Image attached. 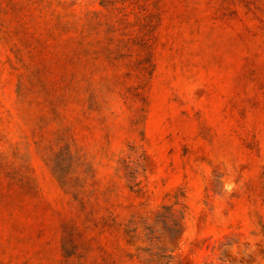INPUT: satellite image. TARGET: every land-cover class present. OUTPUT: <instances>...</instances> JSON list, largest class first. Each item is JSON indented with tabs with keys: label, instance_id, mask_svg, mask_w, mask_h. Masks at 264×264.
Here are the masks:
<instances>
[{
	"label": "rangeland",
	"instance_id": "obj_1",
	"mask_svg": "<svg viewBox=\"0 0 264 264\" xmlns=\"http://www.w3.org/2000/svg\"><path fill=\"white\" fill-rule=\"evenodd\" d=\"M61 2L0 0V264H264V0Z\"/></svg>",
	"mask_w": 264,
	"mask_h": 264
},
{
	"label": "trees",
	"instance_id": "obj_2",
	"mask_svg": "<svg viewBox=\"0 0 264 264\" xmlns=\"http://www.w3.org/2000/svg\"><path fill=\"white\" fill-rule=\"evenodd\" d=\"M126 0H102L104 6L107 9V17H106V27L108 29L109 33L115 32V30L118 29V27L125 26V19L118 18L117 14L114 15V13H118L121 10L117 7L118 3L124 2ZM59 4L63 6V3L61 0H58ZM123 11V10H122ZM67 14L63 13L58 16L59 19H62L63 17H66ZM69 24V23H68ZM157 27L154 25V22H152V29H156ZM112 40L110 39V42Z\"/></svg>",
	"mask_w": 264,
	"mask_h": 264
}]
</instances>
